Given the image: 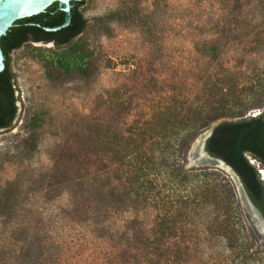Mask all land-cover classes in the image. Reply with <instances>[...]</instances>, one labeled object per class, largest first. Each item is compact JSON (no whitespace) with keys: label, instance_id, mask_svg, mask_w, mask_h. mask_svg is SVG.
I'll use <instances>...</instances> for the list:
<instances>
[{"label":"rangeland","instance_id":"1","mask_svg":"<svg viewBox=\"0 0 264 264\" xmlns=\"http://www.w3.org/2000/svg\"><path fill=\"white\" fill-rule=\"evenodd\" d=\"M83 1L79 11L87 27L73 45L83 55L84 72L60 69L59 52L51 43L27 42L9 54L18 112L12 129L0 130V264H28L33 238L35 245L51 247L50 257L62 263L60 216L69 191L63 185L65 166L75 178L78 147L98 145V124L109 128L105 145L125 144L122 136L127 137L142 114V86L151 78L173 77L175 89L185 93L189 104L205 99L207 83L219 75L234 80L242 104L264 92V35L243 36L246 25H264L258 0ZM207 40L221 46L216 62L199 55ZM123 86L127 90H121ZM156 89L150 83L149 91ZM259 112L250 110L246 116ZM210 128L191 143L186 160V168L206 167L220 175L206 181L219 189V197L210 199L203 211L190 212V229L203 233L190 264H264V228L248 211L232 174L220 167L193 165L199 139ZM250 162L264 182V169ZM221 177L234 187V241L227 232L204 231L214 219L226 217ZM67 256L82 264H110L101 246H76Z\"/></svg>","mask_w":264,"mask_h":264},{"label":"trees","instance_id":"2","mask_svg":"<svg viewBox=\"0 0 264 264\" xmlns=\"http://www.w3.org/2000/svg\"><path fill=\"white\" fill-rule=\"evenodd\" d=\"M258 2L264 12V0ZM83 4V0L70 2V22L60 30L44 31L64 21L65 14L57 11L55 2L40 14L15 21L0 37L4 57L0 72V130L10 131L18 112L9 58L13 50L27 42L51 43L59 52L60 69L85 71L83 55L73 45L87 27L79 11ZM263 35L264 25H246L243 29L244 37L259 39ZM199 55L207 62H216L221 55L219 42H202ZM172 79L153 77L142 86L146 91L140 107L143 112L132 122L134 127L126 132L127 137L122 136L125 144L105 145L109 128L98 124V145L78 147L75 178L70 177L71 167L65 166L67 178L63 185L69 191L60 216L64 256L61 264H82L67 254L76 246L86 245L104 247L110 264H190V258L199 252L197 241L203 239L200 230L190 229V212L203 211L210 199L219 197V189L206 181L220 175L206 167L186 168V160L191 143L218 121L221 122L206 141L205 150L233 170L264 217V182L250 162L264 169V92L242 104L233 88L234 80L228 74L219 75L207 83L205 99L189 104ZM150 83L155 84L156 91H149ZM123 89L127 90L125 86ZM213 99L216 101L211 104ZM131 103L132 99L129 109ZM255 109L260 110L258 115L246 116ZM226 178L221 177L227 193L222 203L226 217L214 219L204 231L210 235L227 232L234 241L238 235L233 228L235 192ZM36 241L33 238L28 245V264H60L50 257L51 247L42 248L39 243L35 245Z\"/></svg>","mask_w":264,"mask_h":264},{"label":"water","instance_id":"3","mask_svg":"<svg viewBox=\"0 0 264 264\" xmlns=\"http://www.w3.org/2000/svg\"><path fill=\"white\" fill-rule=\"evenodd\" d=\"M55 2L58 3L57 11L64 12L65 18L62 25L58 27L44 28V31H48V32H54L60 30L69 24L70 2L75 3L76 0H0V37L6 33V31L13 25L15 21L40 14ZM36 4H46V5L37 11L31 12L32 5H36ZM84 6L85 3L83 4V6H80L79 8L82 9ZM3 59L4 57L0 49V72L4 67ZM216 126L217 123L212 125L210 130L200 137L197 153H195L192 158L193 165L215 166V167H220L222 169H226L228 172H230L238 184V189L242 195V199L248 211H250L253 214L254 220L258 222L259 226L261 228H264V220L261 218L255 207L252 205L250 199L245 193V190L243 189V186L239 182V179L236 176V174L233 172V170L229 166H227L222 160L211 157L205 150V143L208 140V138L211 136Z\"/></svg>","mask_w":264,"mask_h":264},{"label":"bare ground","instance_id":"4","mask_svg":"<svg viewBox=\"0 0 264 264\" xmlns=\"http://www.w3.org/2000/svg\"><path fill=\"white\" fill-rule=\"evenodd\" d=\"M46 4H36V5H32V10L31 12L37 11L41 8H43ZM263 172V171H262Z\"/></svg>","mask_w":264,"mask_h":264},{"label":"flooded vegetation","instance_id":"5","mask_svg":"<svg viewBox=\"0 0 264 264\" xmlns=\"http://www.w3.org/2000/svg\"><path fill=\"white\" fill-rule=\"evenodd\" d=\"M246 193V192H245ZM252 203V202H251ZM252 205L255 207V209L257 210V212L259 213V215L261 216V218L264 220V217L262 215V213L260 212V210L252 203Z\"/></svg>","mask_w":264,"mask_h":264},{"label":"built area","instance_id":"6","mask_svg":"<svg viewBox=\"0 0 264 264\" xmlns=\"http://www.w3.org/2000/svg\"><path fill=\"white\" fill-rule=\"evenodd\" d=\"M264 175V174H263Z\"/></svg>","mask_w":264,"mask_h":264}]
</instances>
